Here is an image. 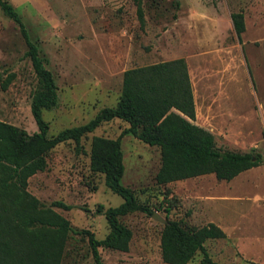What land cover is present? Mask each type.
<instances>
[{"label":"rangeland","instance_id":"374dc122","mask_svg":"<svg viewBox=\"0 0 264 264\" xmlns=\"http://www.w3.org/2000/svg\"><path fill=\"white\" fill-rule=\"evenodd\" d=\"M45 58L56 85L55 106L42 110L47 135L81 125L120 94L125 69L182 57L194 104V123L213 134L219 149L254 152L264 159V0H141L143 24L134 0H8ZM242 13L239 39L230 13ZM17 25L0 10V120L26 133L36 131L29 111L40 88ZM127 123L111 119L80 138L56 144L46 165L27 179V190L52 207L73 229L101 239L108 228L102 209L122 198L109 191L101 173L89 169L92 136L115 138ZM123 174L139 205L184 228L212 222L223 238L203 242L216 264H264V162L228 181L212 174L158 184L159 150L121 137ZM169 207L166 213L164 208ZM152 213L119 217L131 232L126 251L98 247L103 264H166L159 251L162 223ZM196 252L187 264H200ZM61 264H93L85 235L70 233Z\"/></svg>","mask_w":264,"mask_h":264},{"label":"trees","instance_id":"16d2710c","mask_svg":"<svg viewBox=\"0 0 264 264\" xmlns=\"http://www.w3.org/2000/svg\"><path fill=\"white\" fill-rule=\"evenodd\" d=\"M135 13L143 24L141 0H134ZM0 10L18 27L32 70L40 88L32 95L29 111L36 125L31 134L0 120V264H61L70 233L85 235L93 264H103L98 247L126 251L130 230L119 217L134 211L152 213L139 205L132 190L119 183L123 174L121 137L130 134L156 146L160 163L154 175L158 184L212 174L228 181L240 172L264 162L254 152H237L215 146L213 134L195 124L194 104L187 67L182 57L136 66L122 72L120 94L113 106L100 108L87 122L47 135L42 110L55 106L56 85L45 67V58L30 40L17 12L8 0H0ZM233 31L239 39L243 31L242 13H230ZM12 74L1 82L6 89ZM119 119L127 123L115 138L92 136L89 169L101 173L104 186L122 198L114 207L102 209L108 231L96 239L88 229H73L69 221L52 207L68 209L60 201L40 202L27 190V179L46 165L48 152L58 143L71 140L76 149L80 138L100 123ZM170 205L164 208L167 213ZM220 227L208 222L184 228L178 221L165 219L159 234V251L166 264H187L196 252L200 264H216L204 248L206 239L223 238Z\"/></svg>","mask_w":264,"mask_h":264},{"label":"water","instance_id":"95a60500","mask_svg":"<svg viewBox=\"0 0 264 264\" xmlns=\"http://www.w3.org/2000/svg\"><path fill=\"white\" fill-rule=\"evenodd\" d=\"M152 216L161 223H165V219L161 218L159 215H155V213H152Z\"/></svg>","mask_w":264,"mask_h":264},{"label":"crops","instance_id":"0c3cea01","mask_svg":"<svg viewBox=\"0 0 264 264\" xmlns=\"http://www.w3.org/2000/svg\"><path fill=\"white\" fill-rule=\"evenodd\" d=\"M249 169V168H248ZM247 170V169H246Z\"/></svg>","mask_w":264,"mask_h":264}]
</instances>
